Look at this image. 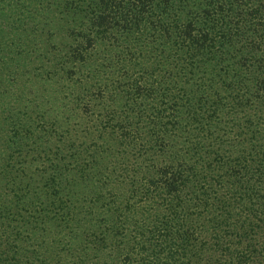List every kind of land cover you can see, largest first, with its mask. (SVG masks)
<instances>
[{
    "label": "trees",
    "instance_id": "16d2710c",
    "mask_svg": "<svg viewBox=\"0 0 264 264\" xmlns=\"http://www.w3.org/2000/svg\"><path fill=\"white\" fill-rule=\"evenodd\" d=\"M0 264H264V0H0Z\"/></svg>",
    "mask_w": 264,
    "mask_h": 264
}]
</instances>
